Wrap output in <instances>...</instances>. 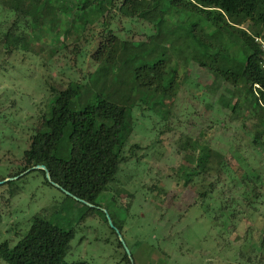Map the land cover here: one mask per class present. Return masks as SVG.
I'll return each mask as SVG.
<instances>
[{
  "label": "rangeland",
  "instance_id": "rangeland-1",
  "mask_svg": "<svg viewBox=\"0 0 264 264\" xmlns=\"http://www.w3.org/2000/svg\"><path fill=\"white\" fill-rule=\"evenodd\" d=\"M2 2L0 175L13 182L0 184V244H16L42 218L74 230L68 264H126L125 255L131 264H264V137L262 145L254 142L264 130L263 111L251 108L245 91L190 59L179 60L184 73L170 104L140 101L132 110L125 161L96 205L46 184L36 172L8 178L20 169L22 152L49 114L55 90L83 83L73 104L79 110L102 86L88 79L97 68L92 54L103 27L83 33L69 0L64 3L69 11L57 15L50 33L40 27L30 31L32 51H8L2 34L15 20L12 10L33 14L37 1ZM110 27L134 42L147 41L155 31L119 14ZM195 144L221 153L228 170L187 183L183 159ZM60 156H69L66 138ZM207 183L212 191L201 199L198 192Z\"/></svg>",
  "mask_w": 264,
  "mask_h": 264
},
{
  "label": "trees",
  "instance_id": "trees-1",
  "mask_svg": "<svg viewBox=\"0 0 264 264\" xmlns=\"http://www.w3.org/2000/svg\"><path fill=\"white\" fill-rule=\"evenodd\" d=\"M36 1L33 14L12 10L15 20L2 34L6 50L32 51L30 31L40 27L50 33L57 15L69 11L64 4L69 0ZM72 5L83 33L96 24L103 27L92 54L97 68L88 79L102 86L79 110L73 104L82 96L83 83L71 82L55 90L49 114L41 118L22 152L20 169L8 178L43 165L69 196L96 205L125 161L123 147L132 110L140 101L157 100L164 106L174 100L184 73L180 59H190L233 89L245 91L251 108L263 111L264 118V53L256 41L264 40V0H73ZM2 6L0 0V12ZM117 14L152 25L154 34L147 41L120 39L110 27ZM108 83L118 87L111 89ZM232 108L236 111L238 102ZM263 137L264 130L256 133L255 144L262 145ZM64 138L67 158L60 156ZM224 159L211 147L195 144L183 159L186 182L195 183L201 176L204 182L214 171L223 174L228 170ZM35 172L52 185L43 170L22 177ZM201 189L198 195L205 199L212 184ZM74 237V230L35 218L16 244H0V259L6 264H68L65 258ZM123 259L131 264L127 255Z\"/></svg>",
  "mask_w": 264,
  "mask_h": 264
},
{
  "label": "water",
  "instance_id": "water-1",
  "mask_svg": "<svg viewBox=\"0 0 264 264\" xmlns=\"http://www.w3.org/2000/svg\"><path fill=\"white\" fill-rule=\"evenodd\" d=\"M35 170H43V171H45L47 180H48L52 185H54L55 187H57V188H61L58 184H56L55 182L52 181V178H51V175H50L49 171H48L47 168H46L45 166H43V165L35 166V167L31 168V169H28L27 171H25L24 173H22L21 175H19L18 177H15V178L18 179L19 177H22V176H24V175L30 173L31 171H35ZM11 180H12V179H8V180L2 181V182L0 181V184H3V183H5V182L11 181ZM63 191H65V190H63ZM65 193L68 194V195H70V194H69L68 192H66V191H65ZM74 198H75V197H74ZM76 199H77V198H76ZM80 201H82V200H80ZM82 202H84V201H82ZM84 203H86V202H84ZM87 204H88V203H87ZM90 205H91V204H90Z\"/></svg>",
  "mask_w": 264,
  "mask_h": 264
},
{
  "label": "built area",
  "instance_id": "built-area-1",
  "mask_svg": "<svg viewBox=\"0 0 264 264\" xmlns=\"http://www.w3.org/2000/svg\"><path fill=\"white\" fill-rule=\"evenodd\" d=\"M256 41L261 44L262 51L264 53V40L262 38H256ZM261 67L264 69V54L261 59Z\"/></svg>",
  "mask_w": 264,
  "mask_h": 264
}]
</instances>
